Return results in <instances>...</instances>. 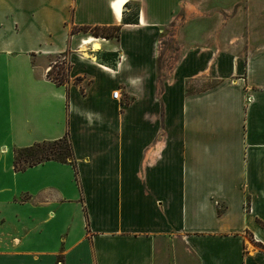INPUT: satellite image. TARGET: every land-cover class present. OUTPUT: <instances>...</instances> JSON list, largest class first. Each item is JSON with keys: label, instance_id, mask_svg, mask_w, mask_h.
Listing matches in <instances>:
<instances>
[{"label": "crops", "instance_id": "crops-1", "mask_svg": "<svg viewBox=\"0 0 264 264\" xmlns=\"http://www.w3.org/2000/svg\"><path fill=\"white\" fill-rule=\"evenodd\" d=\"M191 1L0 0V264H264V43L200 49L178 27L159 80ZM64 134L75 173L13 168Z\"/></svg>", "mask_w": 264, "mask_h": 264}, {"label": "rangeland", "instance_id": "rangeland-1", "mask_svg": "<svg viewBox=\"0 0 264 264\" xmlns=\"http://www.w3.org/2000/svg\"><path fill=\"white\" fill-rule=\"evenodd\" d=\"M185 9V17L175 18L169 24L167 35L160 41L159 80L168 75V70L183 51L179 46L182 36L174 34L178 27H187L188 37L195 39L200 49L244 54L254 45L264 43V0H194L187 2ZM53 61L54 75L57 69L63 70L65 66L62 58ZM161 86V82L155 83V95ZM15 150H11V155ZM18 163L23 165L21 161Z\"/></svg>", "mask_w": 264, "mask_h": 264}, {"label": "trees", "instance_id": "trees-1", "mask_svg": "<svg viewBox=\"0 0 264 264\" xmlns=\"http://www.w3.org/2000/svg\"><path fill=\"white\" fill-rule=\"evenodd\" d=\"M118 28L119 26H80L76 29H72L71 31H87L93 36L108 38L116 37ZM102 55L109 56L108 53H103ZM62 63L65 66L63 69L64 71L59 68L53 75V66H51L47 72L49 79H51L56 84H63L67 80V66L64 64V62ZM76 80L78 81V78ZM46 160L67 163L71 165V168L75 173L72 147L67 134H64L57 140L49 142L42 141L27 147L16 148L12 155V164L15 170H22L25 167L32 166ZM18 161H21L23 165H19Z\"/></svg>", "mask_w": 264, "mask_h": 264}, {"label": "bare ground", "instance_id": "bare-ground-1", "mask_svg": "<svg viewBox=\"0 0 264 264\" xmlns=\"http://www.w3.org/2000/svg\"><path fill=\"white\" fill-rule=\"evenodd\" d=\"M120 3H122V2H120ZM120 3H119V4H120ZM119 4H118V6H119ZM118 6L116 7V11H117V13H118V10H119ZM90 42H91V43H94V42H96V41H95L94 39H92V38L89 37V38L84 39L82 44H89ZM91 43H90V44H91Z\"/></svg>", "mask_w": 264, "mask_h": 264}, {"label": "built area", "instance_id": "built-area-1", "mask_svg": "<svg viewBox=\"0 0 264 264\" xmlns=\"http://www.w3.org/2000/svg\"><path fill=\"white\" fill-rule=\"evenodd\" d=\"M110 95H111V98H113V99H118L119 98V92H118L117 89L111 91V94Z\"/></svg>", "mask_w": 264, "mask_h": 264}]
</instances>
